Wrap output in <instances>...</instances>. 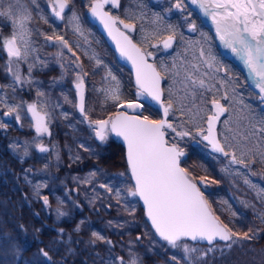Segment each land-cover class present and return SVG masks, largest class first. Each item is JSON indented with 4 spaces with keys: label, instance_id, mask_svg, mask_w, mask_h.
I'll use <instances>...</instances> for the list:
<instances>
[{
    "label": "rangeland",
    "instance_id": "rangeland-1",
    "mask_svg": "<svg viewBox=\"0 0 264 264\" xmlns=\"http://www.w3.org/2000/svg\"><path fill=\"white\" fill-rule=\"evenodd\" d=\"M151 2L158 5V12L144 13L140 6L142 3L150 5ZM177 3L181 4L180 8L175 7ZM119 13L128 18L140 19L139 30L134 39L143 45L146 51L153 55L155 53L156 57L160 55L158 57L161 60L160 71L165 79L164 101L166 106L170 101L172 103L170 123L176 127L177 131L190 134L181 138L171 129H167L170 139L181 145H193L200 153L218 165V171L229 183V186L227 182L223 183L227 188L229 202L227 211H231L234 205L247 208L255 214L256 222L263 223L264 171L253 172L252 161H247L245 155L249 152L251 139H254L257 148L262 147L264 154V132L260 131L264 127V121L247 110L238 94L234 92L237 90L243 99L246 97L251 100L252 107L257 108L263 117L264 104L246 87L243 80L233 79L235 69L217 53L214 47L210 48L208 32L192 17V12L181 0H123ZM72 14L67 15L66 21L75 27L74 22H70ZM193 22L198 32L193 29ZM73 27L69 30L71 34H79L80 31H76V27ZM177 34L180 36L178 42L174 41L170 48H163L160 41L168 35L175 36L177 39ZM62 37L67 42L77 43L72 36ZM81 38L83 48L81 50L75 44V52L60 45L55 37L49 42L51 45H49L48 58L45 60L47 59L49 65L55 69L57 73L55 78L44 82L36 77L34 72L37 69V63L35 61H29L30 64L35 65L31 71L33 74L29 72L30 64H26L27 67H25L27 72L25 77L27 79L35 77L38 92L43 93L38 96V99L48 113V117L58 120L66 116L63 120L69 126L67 141L65 140L63 145H52L44 156L43 161L49 168L52 165L58 167L65 157H68L70 161L79 160V157L83 155L102 151L104 142L94 140V130L89 126L91 120L89 118L85 120V115L81 117L74 108L77 76H82L86 84L88 100L85 114L88 117L90 111L97 109L99 98L105 99L103 90L116 86L117 76L122 72L120 69H123L122 67L118 69L111 59L105 58L92 45L87 32H83ZM153 45L155 50L150 48ZM81 52L84 56L82 66L78 61L81 58ZM57 53L60 55L58 56ZM209 57L212 59L209 60ZM97 61L100 63L97 64ZM120 63L130 74L131 70L122 62ZM13 67L15 68V65ZM4 71L9 80L8 87L0 90V107L9 109L6 104L13 101L16 113L20 116L27 115L26 104L16 100V91L20 83H16L7 71V60H5ZM109 72L116 77V81L111 79ZM201 80L204 81L203 86L199 83ZM192 81H196V84L193 85ZM132 86L134 87V82ZM119 88L121 92L122 85L119 84ZM12 98L17 103L10 100ZM213 99L218 100L225 109L218 120L217 129L225 152L228 153L227 156L210 152L208 145L202 140V135L197 134L201 129L205 130L203 134L206 133L205 121L211 112ZM95 120L98 118L92 121ZM0 122H3L1 116ZM27 127L31 128L30 122ZM70 139L73 141L70 142ZM40 140L42 139L35 135L17 138L11 143L10 149L21 157L32 154L40 157L43 156L42 152L37 151ZM124 152L123 148V154ZM233 154L237 159H243L245 164H233L231 162ZM64 173L55 174L45 168H28L23 180L31 187V197L41 201L42 205L35 215L48 216L51 213L54 222H61L64 218H76L68 229L57 227L56 231L60 234L54 238L63 243L66 253L79 254V250H84L83 264H132L133 261L136 264H144L145 256H149L147 264H221L225 259L235 263L248 259L264 260V251L256 250L249 239L237 237H233L236 243L229 241L224 244L201 247L182 241L179 247L173 248L156 236L145 217L142 216L143 212L138 213L140 209L138 199L128 194L133 186L127 173L122 172L123 175L122 173L101 175L100 171L81 175ZM206 178L211 183V187L213 185L218 188L221 184L213 178L208 176ZM46 188L51 191L56 205L49 201L47 204L44 203V198H47V194H44ZM30 199L27 203L31 202ZM90 210L93 216L88 214ZM227 216L230 217V215ZM48 227L51 228V223H48L46 228ZM42 228L44 229V226ZM74 230L79 233L73 232ZM83 231L86 233H82ZM261 232V227L255 225L251 235L259 236ZM93 233H96V236ZM97 236L100 239H97ZM229 243H232L230 248L227 246ZM184 244L194 251L185 253ZM233 246L242 254L237 255V252L234 254ZM210 248L211 251H209ZM57 252L60 253L58 249ZM56 257L57 263L64 261L63 255L59 254ZM41 259L48 263L53 262L49 254L47 257L43 255ZM36 262L40 263L37 258ZM12 264H31V262L26 256L17 253L13 254Z\"/></svg>",
    "mask_w": 264,
    "mask_h": 264
},
{
    "label": "snow or ice",
    "instance_id": "snow-or-ice-1",
    "mask_svg": "<svg viewBox=\"0 0 264 264\" xmlns=\"http://www.w3.org/2000/svg\"><path fill=\"white\" fill-rule=\"evenodd\" d=\"M191 3L211 15L219 40L242 60L255 81V87L261 94H264V0H191ZM106 4H111L113 7L119 6L118 0H93L90 5L91 15L104 26L108 35L115 42L120 56L131 63L135 75L137 96L149 99L163 109V118L159 120L117 111L109 115L107 119L90 121L89 126L93 128L99 141L105 142L110 135L114 134L121 138L126 145L128 169L134 181V188L129 190V196H138L143 201L146 215L151 221L155 233L173 248L179 247L180 242L184 239L206 241L209 245H212L217 239L232 243H236L233 237L252 239L253 236L249 232H244L241 235L232 231L228 224L214 213L205 199L204 193L195 182L189 179L185 169L180 167L179 158L184 153L175 144L169 145L166 139V130L171 129L181 138L190 134L177 131L176 127L167 119L172 103L170 101L167 106L163 103L161 74L156 66L148 63L147 60V56L152 53L142 51L124 31L117 27L119 23L123 24L128 32L133 30L131 24L124 23L123 20L106 12L104 10ZM48 6L56 20H63L69 0H48ZM175 7L180 8L181 4L177 3ZM18 12L19 14L13 13L12 6L9 5L8 10L3 13L8 16L15 15V19L13 20L14 31L12 34L0 40V50L8 58L7 71L16 83H21L19 63L26 62L36 49L31 47L30 36L32 33L26 26V22L31 17L22 7L18 9ZM45 22L48 21L45 20ZM70 22L75 23L76 31L79 32V17L75 12L70 17ZM192 27L194 29V25ZM46 40H52V37H46ZM55 40L60 45L68 47V42L62 36H55ZM172 40L173 36H168L163 41L164 48L171 47ZM68 50L72 51L71 48ZM57 55L59 56L60 53ZM211 59L209 57V60ZM99 63L100 61H97V64ZM77 66L79 67V65ZM209 66L211 67V64ZM33 67H35L34 64L29 65L30 73ZM108 75L113 81H116V77L112 76L111 72ZM192 83L195 85L196 81H192ZM199 83L201 86L204 85L202 80ZM75 88L79 99L77 107L87 120L82 76H77ZM103 91L105 100H110L117 109L126 108L136 112L143 108V104L140 102L122 100L118 81L115 87ZM169 94L171 95V92ZM37 95L41 96L43 93L38 92ZM15 111L16 107H9L4 116H10ZM224 111L220 102L213 99L211 112L206 120L207 134H203L204 129L198 131L197 134L202 135V139L211 145L214 152H220L227 156L228 153L225 152L224 147L217 139L215 131L216 122ZM28 112L31 113L37 135L48 133V113L43 111V106H38L36 103L29 104ZM16 120H20L19 115H16ZM3 126L0 124V127ZM260 131L264 132V127ZM38 148L40 152L47 151L43 145H38ZM231 162L245 164L243 159H237L234 154ZM203 182L201 181V183ZM109 190L111 191V189ZM117 196H119V192H117ZM44 203H48L46 197ZM93 235L96 236V233ZM97 239L100 237L97 236ZM232 243L227 246L230 248ZM183 250L185 253L194 251L187 244L183 245ZM211 250L210 248L209 251ZM41 252L47 257V252L43 250ZM132 264H136V262L133 261Z\"/></svg>",
    "mask_w": 264,
    "mask_h": 264
},
{
    "label": "trees",
    "instance_id": "trees-1",
    "mask_svg": "<svg viewBox=\"0 0 264 264\" xmlns=\"http://www.w3.org/2000/svg\"><path fill=\"white\" fill-rule=\"evenodd\" d=\"M103 44L106 45L104 41ZM107 55L110 59L115 61L109 50H106V57ZM126 72L128 78L126 80L125 94L126 96L133 97L130 74L128 71ZM239 79L240 76L237 80L239 81ZM0 80L3 83L6 82V77L1 68ZM243 103L248 104L247 107L251 112L258 111L257 108L252 107L253 103L251 100H246L244 98ZM145 112L152 118L158 116L157 111L150 107H146ZM255 114L261 115L260 112H256ZM104 115L105 114L102 111L98 113L99 117H103ZM0 124L2 123L0 122ZM7 126L9 128L6 130L8 134H5L3 132V127H0V264H11L10 260L5 261V256L12 254L13 251H20L29 259H33V256L36 255V251L42 247L46 250L53 251L48 248V243L51 240L49 234L44 230L36 229L37 224H42L34 214V210L38 207L39 203L36 200H33V203L22 201L23 197L30 196L29 194L31 190L19 180L22 163L7 147V140L10 137L8 135L14 136L19 133V130L14 125ZM254 143V139L249 141L250 149L245 157L247 158V161H252L253 172L264 171V154L262 147L257 148V145ZM184 146H186L185 148L188 151V155L183 160L182 164L190 175L193 177L208 175L216 182L221 183L214 194H206L208 201L217 215L221 220L227 223L234 232L240 233L241 235L244 232H249L251 235L253 227L255 225L260 226L262 229L260 236L254 234L252 235L253 238L249 239V241L256 247V250L259 252L264 251V223L256 222L257 218L255 214L246 208L244 209L239 206H234L232 208L234 212L227 211V197L218 199L215 196L221 195L222 192L225 193V187L223 186L225 178L217 170L216 164L210 161L209 157L204 156L195 149L193 145L185 144ZM105 148L107 151L97 159L98 162H102L105 166L110 168H120L124 166L123 147L119 142L110 139ZM91 160L92 158L89 159V163H91ZM139 211L141 212V210ZM233 213H235V215H233ZM227 215L232 216L234 219H230ZM37 235L41 238L40 243L38 242ZM233 247L235 248V246ZM234 248L232 250L234 254L236 252L237 255L242 254L241 251ZM10 249H12V252H10ZM221 264H264V260L256 261L248 259L235 263L229 261V259H225Z\"/></svg>",
    "mask_w": 264,
    "mask_h": 264
},
{
    "label": "flooded vegetation",
    "instance_id": "flooded-vegetation-1",
    "mask_svg": "<svg viewBox=\"0 0 264 264\" xmlns=\"http://www.w3.org/2000/svg\"><path fill=\"white\" fill-rule=\"evenodd\" d=\"M89 3V0H69V6L65 10L64 19L56 20L52 16L51 9L48 6V0H35V2H33V0H0V40H2L4 37L10 36L14 31L13 20L15 15L8 16L3 14L6 10H8L9 5L12 6V12L15 14H19L18 9L21 7L23 9H26L27 14H29L31 17V19L26 22V26L32 33L30 36L31 47L36 49L34 53H31L28 59H31L32 55L33 57L35 56L34 61L37 63V70H35L36 74L44 73V75L50 76L52 69L54 68L49 65L47 59L45 60V58H48L47 55L49 51V45H51V43L49 42L52 41L53 38L59 34L65 36L66 30H70V27H73L66 21V17L69 13L75 12L76 15L79 17V25L81 32L80 34H73V37L77 41V43H74L73 41L68 42V49L71 48L72 52H75L76 44L82 50L83 39L81 38V36L83 31H85V26L87 25L86 10L89 7ZM45 20H47L48 22L46 23ZM46 37H52V40H46ZM80 57L81 58L78 61L80 62V64H82V52L80 53ZM6 59H8L6 54L2 50H0V60ZM26 63L27 61H21L19 63L21 71L23 70V66H26ZM26 84V82H23L20 86L22 87V91L25 90ZM28 102L29 101H27L26 103ZM49 145L50 147H52L51 143H48L44 147L46 148ZM106 169L110 173H115L104 166L95 164L90 166L81 164L77 166L74 170L69 171V173L81 175L89 172L98 173L99 171H103Z\"/></svg>",
    "mask_w": 264,
    "mask_h": 264
},
{
    "label": "water",
    "instance_id": "water-1",
    "mask_svg": "<svg viewBox=\"0 0 264 264\" xmlns=\"http://www.w3.org/2000/svg\"><path fill=\"white\" fill-rule=\"evenodd\" d=\"M92 2H93V1H92ZM119 3H120V0H118V5H119ZM106 5H108V4H106ZM110 5H111V4H110ZM104 10H105V9H104ZM105 11H106V10H105ZM106 12H107V11H106ZM87 13H88V16H89L90 21L97 25L99 31L102 33V35L104 36V38L106 39V41L108 42V44L110 45V47L114 50L117 59H118L120 62H122L123 64H125L126 66H128V67L131 69V71H132V79H133V82H134V84H135V75H134V72H133V70H132L131 63H130L129 61H127L126 59H124V58H122V57L120 56L119 52H118L117 49H116L115 42H114V41L112 40V38L108 35L107 31L105 30L104 26L100 23V21H99L97 18H95V17H93V16L91 15L90 8H89V10L87 11ZM108 13H109V12H108ZM109 14H110V13H109ZM110 15H111V14H110ZM124 23H126V22H124ZM127 24H130V23H127ZM121 25H122V27L124 28L123 24H121ZM131 25L133 26V24H131ZM117 27H118L121 31H124L126 35H128V34L126 33V31H125L123 28H121L118 24H117ZM128 36H129V35H128ZM129 37H130V36H129ZM166 39H167V38H166ZM172 42H173V40H172ZM133 43H134V42H133ZM134 44H135V43H134ZM137 47H139V46H137ZM139 48H140V47H139ZM118 54H119V55H118ZM148 63L152 64L151 62H148ZM135 85H136V84H135ZM135 95H136V99L133 100V101H137V102H140V103H141V101H145V102L150 103L152 106L158 108V110L161 112V114H162V118H163V109L160 107V105L156 104L155 102H153V101H151V100H149V99H144L143 97H138V96H137V89L135 90ZM141 109H142V108H141ZM141 109L137 110L136 112H133V111L130 110V109L120 108L119 111H124V112H126L127 114H129V115H138V113L141 112ZM5 112H7V111H5ZM5 112H4V113H5ZM4 113H3V117H4L5 119H10V118H11V115H10V116H4ZM29 114H30V116H31V113H29ZM16 121H17V120H16ZM17 123L19 124V123H20V120L17 121ZM215 131H216V129H215ZM113 135H114V134H113ZM216 136H217V133H216ZM114 137H115L116 139H118L119 141H121L122 144L125 146L126 160H127V147H126V145L124 144V142H123V140H122L121 138H118V137H116L115 135H114ZM217 139H218V138H217ZM206 142H207V141H206ZM169 145H172V144H169ZM210 149L212 150L211 145H210ZM212 151H213V150H212ZM182 152H183V151H182ZM183 153H184V155H182V157H185V156H186V152H183ZM182 157H180V158H182ZM180 158H179V160H180ZM180 167H181V166H180ZM181 168H182V167H181ZM189 179H190V178H189ZM192 181H193V180H192ZM201 181H204V180H203V179H198V180H197V182H198L199 184H203V183H201ZM133 182H134V181H133ZM193 182H194V181H193ZM195 183H196V182H195ZM196 184H197V183H196ZM139 199H140V198H139ZM140 203H141V205H142L143 208H144V204H143V201H142V200H140ZM144 211H145V208H144ZM145 214H146V211H145ZM146 219L148 220V222H149L150 225H151V221L148 219L147 215H146ZM151 226H152V225H151ZM152 228H153V227H152ZM217 240H219V239H217ZM217 240H215V241H217ZM193 242L207 243L206 241H193Z\"/></svg>",
    "mask_w": 264,
    "mask_h": 264
},
{
    "label": "bare ground",
    "instance_id": "bare-ground-1",
    "mask_svg": "<svg viewBox=\"0 0 264 264\" xmlns=\"http://www.w3.org/2000/svg\"><path fill=\"white\" fill-rule=\"evenodd\" d=\"M214 33H215V35H216V29H214ZM217 36V35H216ZM218 37V36H217ZM219 38V37H218ZM230 53H231V55H233V57H234V53H232V51H230ZM119 55V54H118ZM223 58V57H222ZM224 59V58H223ZM243 65H244V63H243ZM245 66V65H244ZM222 68V67H221ZM248 77V79H249V81L251 82V83H253V84H255V81H254V79L251 77V75L249 74V76H247ZM236 92H237V94H238V96L239 97H241L242 98V95L236 90ZM245 99L246 100H248L246 97H245ZM10 250H12V249H10ZM11 252V251H10ZM11 259H13L12 257H10V258H6L5 259V261H9V260H11Z\"/></svg>",
    "mask_w": 264,
    "mask_h": 264
}]
</instances>
